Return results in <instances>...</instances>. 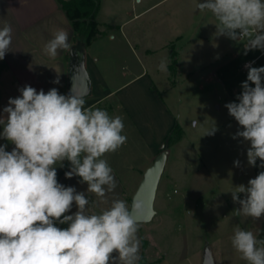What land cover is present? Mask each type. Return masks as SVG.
Returning a JSON list of instances; mask_svg holds the SVG:
<instances>
[{
    "label": "clouds",
    "instance_id": "1",
    "mask_svg": "<svg viewBox=\"0 0 264 264\" xmlns=\"http://www.w3.org/2000/svg\"><path fill=\"white\" fill-rule=\"evenodd\" d=\"M196 7L213 15L217 36L243 42L245 55L264 50V0H201ZM12 31L7 23L0 27V60L9 52ZM68 40L67 31H55L43 46L44 54L55 59L58 50L71 49ZM245 67L239 102L225 107L243 129L233 138L250 142L248 165L255 167L259 159L264 169V67ZM159 69L167 71L166 60ZM59 82L58 76L53 83ZM19 92L4 107L6 116H0V138L15 146L6 151L7 145H0V264H139L143 202L134 200L131 208L121 199L109 204L108 194L117 182L103 158L127 141L123 117L95 105L86 107L84 96L73 88L69 95L56 88L37 92L29 85ZM198 124L193 120L191 126ZM216 130L214 126L206 135ZM65 160L71 165L65 177H80L96 200L90 202L84 192L58 182L56 166L63 167ZM234 164L239 167L240 161ZM231 194L240 205L238 216L259 220L264 216V171ZM73 203L78 210L68 215ZM90 204L109 206L95 212ZM57 222L67 227H57ZM231 243L247 264H264V239L252 231L237 227Z\"/></svg>",
    "mask_w": 264,
    "mask_h": 264
},
{
    "label": "rangeland",
    "instance_id": "2",
    "mask_svg": "<svg viewBox=\"0 0 264 264\" xmlns=\"http://www.w3.org/2000/svg\"><path fill=\"white\" fill-rule=\"evenodd\" d=\"M174 2L169 0L154 11L159 14V22L155 21V24L137 17L122 27V32L133 37L140 49L143 37V43L152 41L148 34L156 31L157 23L160 39L168 41L173 33H182L186 39L178 44L182 47L181 58L174 51L167 71L150 70L149 77L153 80L150 87L156 84V98L147 95L145 86L151 81L149 77H143L113 93L110 100L99 107L111 116L123 117L122 134L126 135L127 141L111 155L117 162L116 168L125 169L123 179L130 187L127 199L131 203L136 183H140L145 170L162 150L167 152L155 200L156 214L151 222L139 224L144 261L166 257L176 264H202L204 248L209 244L216 264H247L233 248L231 238L239 227L264 239V216L254 219L245 228L232 211L231 191L241 184L247 186L256 175L255 167L247 162L250 142L242 137L233 138L243 129L225 105L239 102L241 85L247 80L248 69L243 68L246 62H251L253 67H264V50H251L245 55L243 42L217 36L213 15L200 12L197 7L194 18L188 20L183 15L184 19L177 22L169 14ZM144 3L137 0L102 1L101 20L112 24L103 25V30L113 29V33H118L119 26L134 16L133 12L139 13ZM211 24L214 28L211 45H207L202 54L209 66L203 71L205 78L201 80L184 73L191 70L193 59L199 54L192 50L187 40L193 29ZM103 44L102 40L98 41L97 48L101 52ZM109 44L115 46L112 42ZM118 48L123 60L120 58V63L116 64V73L122 79L124 62L132 65L134 71L140 67L124 43ZM113 50L110 49V53ZM179 63L186 71L179 69ZM1 76L0 116H6L3 109L8 106L9 98H16L21 93L2 60ZM250 86L254 87L251 83ZM193 120L199 122L198 126H191ZM214 126L217 129L214 135H206ZM237 160L239 167L234 164Z\"/></svg>",
    "mask_w": 264,
    "mask_h": 264
},
{
    "label": "crops",
    "instance_id": "3",
    "mask_svg": "<svg viewBox=\"0 0 264 264\" xmlns=\"http://www.w3.org/2000/svg\"><path fill=\"white\" fill-rule=\"evenodd\" d=\"M102 1L107 0H100V7L97 15V20L101 29L100 33L87 43L85 49L86 63L92 76L94 89L93 94L85 98L86 107L93 105L100 107L110 100L113 93L123 88L125 85H128L133 81H140L143 77H149L150 70L157 69L160 71L158 67L162 60L167 61L168 67V62L171 60L170 56L174 51L177 52L179 58H181L182 47H178V44L185 42L186 39V35L182 33H173L168 41H166V39H160L161 35L158 33L160 25L157 23L156 31L148 34L149 36L147 35L152 41L150 43H143L145 39L143 37L141 41L142 48L140 49L138 47L139 45L133 41V37L122 32V27L137 17L145 18L154 22V24L155 21L159 22V14H157L158 12L154 13V11H156L160 5L162 6L169 0H137L140 3H143L144 1L145 5L142 6V10L139 13L133 12L134 16L130 19H126V21L119 26L118 33H113V29H108V31L103 30V25L111 26L112 24H110V22H102L103 20H101ZM199 2H201V0H175V2L171 4L172 6H170L171 12L169 14H172V18H175L177 22L182 21L184 17L191 20L195 17L196 5ZM208 14L212 17L210 12H208ZM105 19H107V17ZM5 23L11 25L13 31L9 52L6 53L2 61L6 64V69L9 70L10 75L13 76L14 82L20 88L29 85L35 88L37 92L43 89L44 92L47 93L50 89L56 88L60 94L66 95L69 50H58V55L55 59H51L43 52V46L53 38V33L60 29L68 32V42L70 45L74 44V29L68 15L61 7L60 0H0V27ZM212 27V24L204 25L203 28L200 26L197 30L193 29V32L188 35L189 38L187 44H191V47H193L192 50L199 53L198 58L194 57L193 59L191 70L184 72L186 70H184L183 64L179 63V69L182 68L183 72L187 73L188 76L199 77L201 80L205 78V73H203V71L205 72V69L209 64L207 59L203 58L202 54L205 53L206 46L211 45L213 29L216 28ZM99 40H102V43H104L102 52L100 51V48H97ZM110 42L115 46L110 47ZM122 43H124L131 51L140 70L134 71L135 69H133L132 65L124 62L123 64H125V66H121V68L124 69V72L121 73L122 79H120L119 74L116 73V64L118 62L120 63V58L123 60V57H121V52L116 49H119L118 47H120ZM110 49H114L113 53H110ZM179 75H181V70ZM58 76L60 82L58 84L53 83ZM1 78L2 76L0 77V83ZM150 81L151 82L145 86L146 93L147 95L156 98V93L158 92L156 84H153L154 86L150 87L153 80L150 78ZM127 113L129 115L128 111ZM2 132L3 127L0 128V133ZM0 145H7L6 151H11L15 147L4 138H0ZM112 156L111 153H108L103 157L113 169L114 178L117 182V187L114 192L108 194L109 204L112 199H121L126 201L130 208V203L127 199V190L130 187L127 186L123 179L125 169L116 168L117 162L113 161ZM67 163L68 161L65 160L63 161V167L57 165V173L61 172ZM260 163V160L257 159V164L254 169V174L256 176L259 172L264 171V169L259 167ZM70 167L62 173L58 182L66 187H74L77 192H84L86 198H89L90 202L96 200L94 194H87L88 185L87 183H80V177L74 176L70 179L65 177V172L69 171ZM138 184L136 183V188L138 187ZM239 196L241 199L244 198V194L242 193L239 194ZM108 206L109 205L93 206L90 204L92 211L95 212H99L101 207ZM231 207L232 211L236 214L235 210L239 208L240 205L231 200ZM77 210V206L73 203L70 212L67 214L72 215ZM237 217L241 226L245 228L250 226L254 221L253 218L245 217L243 215H237ZM137 235L141 241L140 256L144 257V242L140 227ZM145 262L146 264H176L169 262L166 257Z\"/></svg>",
    "mask_w": 264,
    "mask_h": 264
},
{
    "label": "water",
    "instance_id": "4",
    "mask_svg": "<svg viewBox=\"0 0 264 264\" xmlns=\"http://www.w3.org/2000/svg\"><path fill=\"white\" fill-rule=\"evenodd\" d=\"M86 45L84 42L71 45L67 68L66 95L71 93L72 88L76 93L83 95L84 98L93 94V80L86 63ZM166 162L167 152L166 150H162L145 170L143 178L132 196L130 208L133 201L137 199L141 200L144 205V211L138 219L139 224L151 222L156 214L155 200ZM202 264H216L212 248L209 244L204 248Z\"/></svg>",
    "mask_w": 264,
    "mask_h": 264
},
{
    "label": "trees",
    "instance_id": "5",
    "mask_svg": "<svg viewBox=\"0 0 264 264\" xmlns=\"http://www.w3.org/2000/svg\"><path fill=\"white\" fill-rule=\"evenodd\" d=\"M60 4L68 15L74 29V44L79 42L87 44L94 36L100 33L99 22L97 20L100 0H60ZM69 167L70 163L68 162L65 168L57 173V180H59L62 173ZM56 226L60 228L67 227L66 224L61 225L58 222ZM139 264H146L143 260V256L141 257Z\"/></svg>",
    "mask_w": 264,
    "mask_h": 264
},
{
    "label": "built area",
    "instance_id": "6",
    "mask_svg": "<svg viewBox=\"0 0 264 264\" xmlns=\"http://www.w3.org/2000/svg\"><path fill=\"white\" fill-rule=\"evenodd\" d=\"M249 63H251V62H246V63L244 64V68H246L245 65H246V64H249ZM251 65H252V63H251Z\"/></svg>",
    "mask_w": 264,
    "mask_h": 264
}]
</instances>
